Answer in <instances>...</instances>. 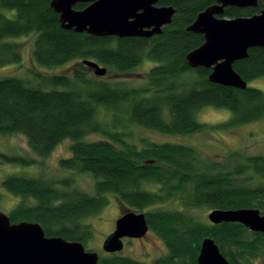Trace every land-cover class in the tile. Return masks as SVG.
<instances>
[{
    "label": "trees",
    "instance_id": "16d2710c",
    "mask_svg": "<svg viewBox=\"0 0 264 264\" xmlns=\"http://www.w3.org/2000/svg\"><path fill=\"white\" fill-rule=\"evenodd\" d=\"M52 0H0V67L20 64L16 40H32L31 60L45 71L31 72L36 83L17 77L0 78V135L20 134L30 158L0 153L9 165L32 166L70 140V155L59 168L87 175L93 192L73 186L74 180H34L8 175L2 190L21 199L8 215L11 223H39L46 237H61L85 245L93 236L83 220L99 212L108 196L129 211L144 213L149 231L164 243L167 254L151 264H197L200 244L211 238L230 264L264 260V235L237 223L211 224L190 212L258 209L264 215V156L236 157L231 168L209 164L194 148L182 144L132 141V128L171 136H188L216 128L229 129L260 121L264 92L239 90L211 83L210 70L190 68L186 55L203 43V36L186 30L196 16L216 0H168L172 22L148 38L96 37L65 30ZM87 4H76L81 10ZM3 11L13 12L6 16ZM256 8H225L221 18L250 17ZM83 60L104 66L107 73L127 75L144 62L151 67L140 86L89 76ZM75 62L80 74L52 70ZM234 71L246 83L264 77V48L248 50ZM104 77V76H103ZM224 109L230 119L210 128L197 120L203 109ZM88 135L99 136L87 141ZM245 175L260 180L245 185ZM148 186V188H147ZM33 200L34 204H25ZM174 200L179 207L160 209ZM98 264H143L116 254L101 255Z\"/></svg>",
    "mask_w": 264,
    "mask_h": 264
},
{
    "label": "water",
    "instance_id": "95a60500",
    "mask_svg": "<svg viewBox=\"0 0 264 264\" xmlns=\"http://www.w3.org/2000/svg\"><path fill=\"white\" fill-rule=\"evenodd\" d=\"M168 0H52L50 7L59 15L63 29L96 37L148 38L161 33L175 13L171 6H157ZM76 4H87L83 9ZM257 0H216L199 13L186 30L203 36V43L185 59L190 68L210 70L208 80L222 86L245 90L247 83L234 71L235 62L244 60L248 50L264 48V11L250 17L221 18L227 7L254 8ZM82 65L103 77L107 69L90 60ZM211 224L237 223L264 235V215L258 209L219 210L208 213ZM144 213L123 210L114 231L102 243V251H122L124 238L140 239L148 232ZM100 254L88 252L79 242L46 237L37 222L11 223L0 211V264H98ZM197 264H230L211 238L200 244Z\"/></svg>",
    "mask_w": 264,
    "mask_h": 264
},
{
    "label": "rangeland",
    "instance_id": "374dc122",
    "mask_svg": "<svg viewBox=\"0 0 264 264\" xmlns=\"http://www.w3.org/2000/svg\"><path fill=\"white\" fill-rule=\"evenodd\" d=\"M6 16H11L13 12L3 11ZM18 52L21 56L20 64L6 65L0 67V78L17 77L32 83L34 81L33 72H44L43 68L36 66L31 60L32 40L24 37L16 40ZM92 61V60H91ZM95 62V61H94ZM97 63V62H96ZM100 65V64H99ZM102 66V65H100ZM104 67V66H102ZM151 67L149 62H144L138 68L127 75H116L107 73L102 80L125 81L131 86H140L143 84L144 74ZM56 74L74 76L78 73V65L75 62L68 63L52 70ZM32 72V73H31ZM89 76L97 78L92 70H89ZM248 87L256 88L264 92V77L247 83ZM231 113L224 109L206 108L197 113L196 118L199 122L210 126H216L227 122ZM131 133L132 141L139 143L140 140L155 143H173L187 145L195 149L198 158L209 164H220L221 166L231 168L236 163V157L243 158L253 156H264V116L260 121L249 123L242 126L231 127L229 129L216 128L215 130L204 131L188 136H171L149 131L139 127H133ZM87 141L98 140L97 135H88ZM70 140L60 143L54 151L45 158H37V163L32 166L9 165L0 161V183L8 175H15L34 180H61L71 177L74 180L73 186L83 191L93 192L94 182L87 175H77L74 172L62 170L59 168V161L70 155ZM0 153L8 156L32 157V153L27 145L26 138L20 134L0 135ZM242 184L255 186L260 182L255 178H249L245 175ZM148 188V186H147ZM3 196L0 201V211L8 214L16 204L21 202L11 194L2 190ZM22 203V202H21ZM25 204H34L33 200H27ZM160 209L174 210L178 209L174 200L164 202L159 205ZM126 209L114 198L108 196V203L96 214L83 220L93 232L91 240L84 246L88 252H98L100 256L106 253L102 251V243L105 238L114 230L116 220ZM210 210L200 208L190 212L198 219L208 221ZM167 254V249L162 240L153 232L146 233L141 240H125L124 247L119 256L129 257L143 264H151L158 258H163ZM251 264H264V260H252Z\"/></svg>",
    "mask_w": 264,
    "mask_h": 264
},
{
    "label": "flooded vegetation",
    "instance_id": "af4514ba",
    "mask_svg": "<svg viewBox=\"0 0 264 264\" xmlns=\"http://www.w3.org/2000/svg\"><path fill=\"white\" fill-rule=\"evenodd\" d=\"M162 2H164V1H161V2H158L156 5L157 6H162V5H159L160 3H162ZM228 8V7H227ZM236 8V7H235ZM254 8H256V7H254ZM239 9H248V8H239ZM174 16V15H173ZM173 18V17H172ZM172 22V21H171ZM171 24V23H170ZM169 24V25H170ZM169 25H167V26H169ZM167 26H165V27H167ZM165 27H163L162 28V30L165 28ZM114 227H115V225H114ZM115 229V228H114ZM114 231V230H113ZM142 238H140V239H128V238H124L123 240H122V242H123V247H124V241L125 240H141Z\"/></svg>",
    "mask_w": 264,
    "mask_h": 264
}]
</instances>
